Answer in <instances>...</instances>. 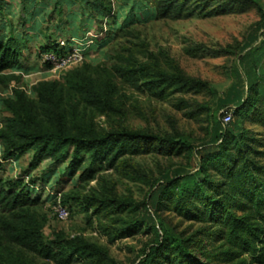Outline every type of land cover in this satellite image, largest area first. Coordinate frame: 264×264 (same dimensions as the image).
Listing matches in <instances>:
<instances>
[{
	"label": "rangeland",
	"instance_id": "rangeland-1",
	"mask_svg": "<svg viewBox=\"0 0 264 264\" xmlns=\"http://www.w3.org/2000/svg\"><path fill=\"white\" fill-rule=\"evenodd\" d=\"M3 6L0 39L7 41L14 35L26 47L21 68L4 73L9 87L0 83V130L2 118L11 116L3 101L13 98L18 89L33 102L35 121L46 130L63 125L71 135L89 136L126 128L163 139L187 138L198 148L221 143L216 124L225 125L226 113L231 121L236 119L233 110L222 105L237 104L236 70L241 69L240 58L246 53L241 50L264 17V0H187L179 5L181 11L168 15L161 14L152 0H31L24 15L20 0H4ZM50 42L65 48V53H53L51 59L52 53L43 52ZM255 48H260L256 63L264 76V31ZM73 71L92 80L95 93L80 94L69 88L65 79ZM178 73L200 85L183 87L164 81V76ZM44 83L58 85L55 102L39 99ZM243 125L255 184L232 188L233 181L223 172L232 163H211L205 190L221 198L230 212L247 216L263 233L252 239L256 251H246L225 238L224 211L212 223L194 196L195 189L182 200L175 191L154 217H160L172 240L181 243L194 261L264 264V203L256 215V200L264 202V100L243 119ZM118 152L100 157L94 166L89 160L92 153H84L76 170L70 165L71 157L64 162L46 159L32 169L34 149L17 160L4 161L0 141V181L19 182V190L26 192L33 189L36 204L19 215L22 221L39 225L45 238L58 233L68 239L81 237L107 253L104 264H140L159 245L155 230L143 222L144 203L152 188L163 177L197 174L194 181L200 182L204 175H198L199 159L189 161L187 151L179 147L134 144L121 155ZM230 154L231 162L237 159L241 167L244 161L239 154ZM89 168L91 178L86 173ZM115 199L127 208L119 211L108 206ZM105 200L109 202L102 204ZM60 207L67 210L66 219L59 218ZM174 252L166 249L153 264H177ZM0 260L58 264L4 240L1 233ZM71 264L94 263L75 259Z\"/></svg>",
	"mask_w": 264,
	"mask_h": 264
},
{
	"label": "trees",
	"instance_id": "trees-1",
	"mask_svg": "<svg viewBox=\"0 0 264 264\" xmlns=\"http://www.w3.org/2000/svg\"><path fill=\"white\" fill-rule=\"evenodd\" d=\"M3 1L0 0V15H4ZM31 0H20L22 14H26ZM158 7L161 14L168 15L174 11H181L179 5L184 4L187 0H152ZM212 1V0H204ZM239 2H248V0H238ZM264 31V17L255 26L249 34L246 47L241 51L246 52L240 58L241 69L236 70L237 74V104L225 102L222 107L232 109L236 117L229 124L223 125L222 122L216 124L219 132L218 139L220 144H204L195 147L187 138H165L141 131L121 128L109 133L96 135H71L66 132L63 125L54 130H46L37 124L33 116V102H31L24 92L15 89L13 98H5L3 103L11 116L2 118L3 127L0 130V141L4 146L3 160L19 159L30 150H35L32 169L37 168L46 159H53L56 162H64L71 157V166L76 170L81 162L84 161V153H92L89 159L92 166L96 165L97 160L112 153L118 149V154L124 153L129 149V145L149 144V145H170L173 149L179 147L180 150L187 151L188 160L199 159L200 171L198 175H204V180H195L194 177L178 174L175 177L162 178L158 184L152 188L149 196L144 203V223L155 230L158 246L149 250L146 257L140 264H153L156 257L163 255L166 249L175 251L177 264H207L198 260H193V256L188 252L181 243L172 240L170 231L163 227L160 217H154V214L160 212L164 199L172 197L175 193L179 199H183L192 189H195V197L200 200L206 212V218L212 223L219 221V212L224 211V217L227 222L225 238L229 241L238 242L246 250L256 251L252 246V239H259L263 233L262 228L252 224L247 216H239L230 212L221 198H215L210 192H206V185L210 182L207 174L208 166L211 163L220 165H229L223 172L231 180L232 188H240L244 185L254 183L250 168L253 166L251 160L247 159L248 147H245L248 134L243 125V119L256 107L257 104L264 100V76L259 70L256 58L260 48L252 49V46L258 41ZM26 45L24 41L16 36H11L7 41L0 39V83L5 88L9 87L6 83L7 76L4 73L14 68H21V59ZM249 50V51H248ZM253 50V51H252ZM45 54L55 53L64 54L65 48L60 47L57 43H51L43 50ZM164 81L170 84H182L183 87H196L200 85L196 79L188 78L178 73L177 76H164ZM66 82L72 90L84 94L88 90L95 93V85L92 80L84 76L79 71H73L67 74ZM163 83V82H162ZM56 83L41 84L39 99L41 102H55ZM234 108V109H233ZM231 110V111H232ZM228 112V111H226ZM223 115V114H222ZM231 152H237L239 158L244 161L239 167L236 165L237 159L231 162ZM234 163V164H233ZM91 168L87 169L88 178L92 177ZM85 173V174H86ZM237 181V182H236ZM19 182L0 181V233L4 240L19 245L30 252L48 259H54L58 264H71L73 260H87L94 264H104L103 260H108L107 253L98 245L87 242L81 237L68 239L62 233L54 234L51 239L45 238L42 228L34 223L22 221L26 210L36 204L31 191L33 189L19 190ZM258 196L254 199H257ZM67 202V199L65 200ZM105 202H109L105 200ZM263 200H256V215L261 214L260 210ZM115 207L122 211L127 208V204L120 199L111 200L108 206ZM243 206V205H242ZM242 210L246 211L243 206ZM163 230V232H161ZM172 242V243H171ZM170 247V248H169ZM165 255V254H164ZM164 257V256H160ZM165 258V257H164ZM192 259V260H191ZM0 264L4 263L0 260Z\"/></svg>",
	"mask_w": 264,
	"mask_h": 264
},
{
	"label": "built area",
	"instance_id": "built-area-1",
	"mask_svg": "<svg viewBox=\"0 0 264 264\" xmlns=\"http://www.w3.org/2000/svg\"><path fill=\"white\" fill-rule=\"evenodd\" d=\"M70 57L66 60L67 62H70L71 61V58ZM51 59H54V54L53 53L51 54ZM48 61H51V60L48 58ZM66 61L63 60V59H61L59 62H61V63L64 62L66 64L67 63ZM56 62H58V61H56ZM224 122H225V125H227V124H229L231 122V115H230V113H226V117L224 118ZM58 213H59V218L61 220L62 219H66L68 217V212H67V210L65 208L60 207L58 209Z\"/></svg>",
	"mask_w": 264,
	"mask_h": 264
}]
</instances>
